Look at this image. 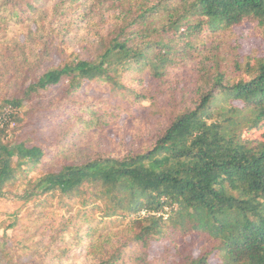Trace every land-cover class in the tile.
Listing matches in <instances>:
<instances>
[{"label":"trees","instance_id":"trees-1","mask_svg":"<svg viewBox=\"0 0 264 264\" xmlns=\"http://www.w3.org/2000/svg\"><path fill=\"white\" fill-rule=\"evenodd\" d=\"M40 2L0 0V17L11 6L26 18ZM126 9L93 58L44 73L6 104L20 108L64 82L68 97L84 88L110 100L136 96L122 81L133 73L180 92L169 127L146 153L41 173L45 145L26 136L8 143L0 126V200L13 197L33 212L64 204L77 233L87 229L98 264H168V256L150 259L161 242L184 243L178 264H264V57L223 71L211 41L250 22L264 30V0H143ZM165 208L167 220L152 215ZM92 215L117 223L123 239L102 247Z\"/></svg>","mask_w":264,"mask_h":264},{"label":"rangeland","instance_id":"rangeland-1","mask_svg":"<svg viewBox=\"0 0 264 264\" xmlns=\"http://www.w3.org/2000/svg\"><path fill=\"white\" fill-rule=\"evenodd\" d=\"M138 1L143 0H41L26 18L16 17V8L11 6L0 17V114L6 107L14 109L6 142L13 143L21 136L41 141L48 152L41 173L63 164L146 153L169 127L171 111L183 102L180 92L149 77L135 80L133 73L122 81L136 96L110 100L94 88H84L68 97V82H64L20 108L6 104L44 73L78 59L93 58L100 43L122 25L126 8L135 7ZM211 41L215 45L219 42L217 55L223 71H235L237 62L243 68L247 63L254 65L264 57V30L253 22L213 36ZM120 111L124 114L117 119ZM63 205L56 202L52 208L33 212L34 205H24L13 197L0 200V264H98L95 254L88 255L86 247L92 239L87 237V229L77 233L75 213L65 212ZM136 217L145 216L140 213ZM89 219L97 230L96 237H104L102 247L111 248L123 239L117 223L93 215ZM13 223L15 226L9 228ZM182 244H153L150 259L168 256V264H178ZM68 247L70 257L60 259ZM100 250V246L93 249Z\"/></svg>","mask_w":264,"mask_h":264},{"label":"built area","instance_id":"built-area-1","mask_svg":"<svg viewBox=\"0 0 264 264\" xmlns=\"http://www.w3.org/2000/svg\"><path fill=\"white\" fill-rule=\"evenodd\" d=\"M13 107H6L2 113L0 114V126L1 128H6L8 126H13V123L11 122V117L14 115ZM167 209L170 208H165L164 212L160 213H153V216L157 217H164L165 220L169 218V212ZM143 216H147L145 212H142Z\"/></svg>","mask_w":264,"mask_h":264}]
</instances>
